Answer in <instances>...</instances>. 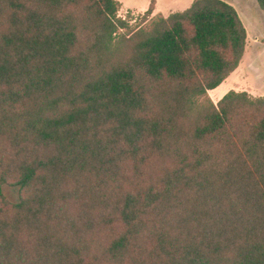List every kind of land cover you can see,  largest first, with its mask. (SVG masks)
I'll return each mask as SVG.
<instances>
[{
	"label": "trees",
	"instance_id": "trees-1",
	"mask_svg": "<svg viewBox=\"0 0 264 264\" xmlns=\"http://www.w3.org/2000/svg\"><path fill=\"white\" fill-rule=\"evenodd\" d=\"M154 5L0 0V264H264V95H208L246 28Z\"/></svg>",
	"mask_w": 264,
	"mask_h": 264
},
{
	"label": "rangeland",
	"instance_id": "rangeland-1",
	"mask_svg": "<svg viewBox=\"0 0 264 264\" xmlns=\"http://www.w3.org/2000/svg\"><path fill=\"white\" fill-rule=\"evenodd\" d=\"M121 8L118 15L123 19L132 18L131 23L139 22L141 15L147 10L152 0H118ZM193 0H156V12L152 17L168 16L177 11H183ZM237 10L247 31V42L243 58L238 68L222 83L220 89L210 94L211 100L217 103L228 91H247L253 96L264 95V12L256 0H225ZM150 20L146 23L149 24ZM230 87L218 99L226 88ZM219 87V86H218ZM217 87V88H218ZM216 88V89H217ZM3 193L8 200L16 202L19 199L17 186L4 185Z\"/></svg>",
	"mask_w": 264,
	"mask_h": 264
},
{
	"label": "crops",
	"instance_id": "crops-1",
	"mask_svg": "<svg viewBox=\"0 0 264 264\" xmlns=\"http://www.w3.org/2000/svg\"><path fill=\"white\" fill-rule=\"evenodd\" d=\"M154 1H155V5H154V10H153L152 15H154V13L156 12V0H154ZM119 2H120V1H119ZM120 3H121V2H120ZM228 77H229V76H228ZM228 77H227V78H228ZM227 78H226V79H227ZM226 79H225V80H226ZM225 80H224V81H225ZM224 81H223V82H224ZM223 82H222V83H223ZM222 83L219 85V87L217 86L218 88L216 87L217 89L214 88V89L208 90V95L210 96V94H211L212 92L217 91L218 89H220L221 86L224 84V83H223V84H222ZM229 88H230V87L228 86V88L224 89V90L222 91V93H220L218 96H216V98L218 99L222 94H224L227 90H229ZM241 91H243V90H241ZM215 103H216V102H215Z\"/></svg>",
	"mask_w": 264,
	"mask_h": 264
}]
</instances>
